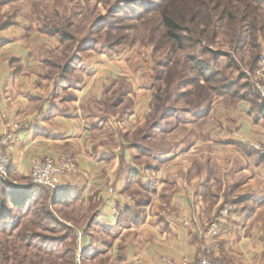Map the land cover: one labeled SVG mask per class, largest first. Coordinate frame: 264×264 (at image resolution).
<instances>
[{"label":"crops","instance_id":"0c3cea01","mask_svg":"<svg viewBox=\"0 0 264 264\" xmlns=\"http://www.w3.org/2000/svg\"><path fill=\"white\" fill-rule=\"evenodd\" d=\"M25 28L4 30L0 48V127L20 124L4 147L14 185L29 177L37 159L76 162L78 174L63 190L71 194L65 205L82 211L73 218L90 212L89 223L103 236L116 234L113 243L101 242L106 254H115L126 235V264L133 251L148 264H160V256H198L201 242L182 221H215L220 211L205 219L210 199L218 206L227 200L214 194L216 187H228L229 195L238 189L239 198L259 204L240 213L228 200L232 203L224 208L236 210L210 240L212 251L220 261L264 264V153L252 147L264 150V119L254 114L248 95L236 100L213 90L207 103L198 98L196 104L185 97L150 122L156 114L152 87L140 70L104 53L84 55L63 72L60 51L50 48L54 38L45 34L35 40L36 33L27 37ZM144 127L147 134L140 131ZM84 231L76 228V238L80 234V246L93 251L95 243L88 241L93 235Z\"/></svg>","mask_w":264,"mask_h":264},{"label":"rangeland","instance_id":"374dc122","mask_svg":"<svg viewBox=\"0 0 264 264\" xmlns=\"http://www.w3.org/2000/svg\"><path fill=\"white\" fill-rule=\"evenodd\" d=\"M228 2L225 11L216 4V10L210 14L214 25L209 28V38L180 33L186 40L180 48L165 37L157 12L141 14V6L127 4L126 0H0V48L4 45L1 40L4 30L28 27L23 29L24 33L27 37L36 33L34 39L55 31L50 48L60 51L57 59L61 70L63 65L76 67L87 54L119 55L129 69L140 70L147 86L152 87V106L155 111L160 108V112H156L150 122L158 121L161 112L164 114L167 106H174L178 100L185 103L188 93H191L186 97L189 104H196L198 98L207 103L213 89L235 96L236 100L248 93L253 104L262 105L252 89L256 87L259 62L264 57V0ZM213 4L214 1L209 3ZM182 27L191 26L183 24ZM61 34L67 38L61 39ZM58 42L61 48L57 49ZM0 56H3L1 52ZM193 58L209 67L208 75H215L212 81L206 83L201 79V71L197 70ZM140 131L144 134L147 129ZM160 141L155 144L159 149ZM252 147L264 153L258 145ZM12 182L13 179L0 181V264H77L78 260L80 264H126L129 257L126 235L121 239L123 246H118L115 254H106V246L101 242L113 243L116 234L112 232L111 237H106L101 230L89 227L90 212L73 218L72 213L82 211L65 204L55 205L52 193L32 186L29 177L18 181L19 186ZM227 188L216 187L214 194L223 193L227 200L218 206L210 199V205L205 208L206 220H209L207 215L214 218L224 209V204L232 203L228 200L236 202L238 209L242 208L240 213H244L245 208V213L252 212L259 204L254 203L252 197L239 198L238 189L229 195ZM12 193L18 202L26 199L29 202L16 207L10 201ZM81 227L88 237L93 235L88 241L96 246L83 263L78 252L83 245L74 237V230ZM198 241L203 247L198 256L234 264L220 261L212 250L207 254L204 250L209 248L206 243L210 245V240ZM129 261L132 264L131 258Z\"/></svg>","mask_w":264,"mask_h":264},{"label":"built area","instance_id":"2783aa9c","mask_svg":"<svg viewBox=\"0 0 264 264\" xmlns=\"http://www.w3.org/2000/svg\"><path fill=\"white\" fill-rule=\"evenodd\" d=\"M260 69L257 72L258 81H256L255 89H252L254 94L259 96V104H264V57L259 62ZM20 124L11 122L0 127V181H9L11 160L4 147L13 141L12 130ZM257 148V147H256ZM78 174V165L76 162L63 159L56 160L50 157H44L32 162L29 181L31 185H36L48 189L53 196H56L63 190L70 189L72 186V179ZM92 187L91 184H87L85 190H89ZM108 194H114L112 188L108 189ZM235 208L232 206H226L219 214V218L212 222H206L202 225L197 224L196 221L185 219L182 221L183 227L192 229L193 233L198 239L211 240L220 234V231L226 223L227 217L230 212H234ZM78 241L80 242V234H78ZM204 251L209 254L213 250L214 245H207ZM81 253V249H78ZM132 264H148L143 258L142 254L133 251L130 254ZM160 264H224L219 262L216 258H209L205 256H196L189 258L187 256L181 257L178 260L172 259L167 256L159 257ZM80 264V261H77ZM231 264V263H230Z\"/></svg>","mask_w":264,"mask_h":264},{"label":"trees","instance_id":"16d2710c","mask_svg":"<svg viewBox=\"0 0 264 264\" xmlns=\"http://www.w3.org/2000/svg\"><path fill=\"white\" fill-rule=\"evenodd\" d=\"M213 1H214L213 6L209 5V3ZM126 3L131 5L141 6L140 7L141 14L142 13L149 14L152 12H157L158 15L160 16L161 24L164 28L165 37L168 40H170V42L179 46L180 48L183 47V43L186 41L180 33L186 35L196 34L198 35V37H204L205 39L209 38L211 34L209 32V28L214 25L210 14L216 10V4L218 8H221L222 12L225 11L226 5L229 4L228 0H126ZM183 24H188L191 27H182ZM54 32L55 31L51 30L49 31V33L45 32V34L54 37L52 36ZM61 35H62L61 39L67 38L66 35L64 34ZM194 59L195 58L192 59L194 65L197 67V70L199 72L201 71L200 72L201 79L206 83L212 81L215 75L212 73L208 75L209 67L204 62ZM68 70L69 67L65 66L63 72H68ZM189 95H191V93H188L187 96ZM247 95L248 93H244L243 98H248ZM249 101L252 102L253 104V101L251 100ZM158 111L160 112V108H157L155 113ZM252 111L254 112L255 115L264 119V104L262 105L253 104ZM161 114L162 116H165L163 112H161ZM146 129L148 132V128ZM32 186H36V185H32ZM36 187H40V186H36ZM40 188L45 189L43 187ZM45 190L49 191L48 189ZM65 195L68 196L65 197ZM50 196L54 202L57 201L60 204H67L68 201L69 202L71 201L70 200L71 194H68L64 191H61L56 196H52V195ZM28 200L29 199H26V201L18 202L17 197L13 193L10 195V201L11 203H14L16 207L25 206L29 202ZM91 226L92 223L89 225V227ZM74 237L76 238L75 230H74ZM92 252L94 251L89 250L87 246L82 248L80 254L82 263L85 261V257L88 256V254H92Z\"/></svg>","mask_w":264,"mask_h":264}]
</instances>
